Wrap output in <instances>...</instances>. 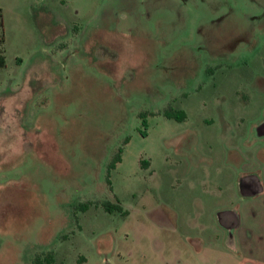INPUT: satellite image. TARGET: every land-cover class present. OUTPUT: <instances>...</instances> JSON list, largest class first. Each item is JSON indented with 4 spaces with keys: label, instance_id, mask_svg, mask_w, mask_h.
<instances>
[{
    "label": "rangeland",
    "instance_id": "374dc122",
    "mask_svg": "<svg viewBox=\"0 0 264 264\" xmlns=\"http://www.w3.org/2000/svg\"><path fill=\"white\" fill-rule=\"evenodd\" d=\"M0 7V264H264V0Z\"/></svg>",
    "mask_w": 264,
    "mask_h": 264
},
{
    "label": "crops",
    "instance_id": "0c3cea01",
    "mask_svg": "<svg viewBox=\"0 0 264 264\" xmlns=\"http://www.w3.org/2000/svg\"><path fill=\"white\" fill-rule=\"evenodd\" d=\"M256 129L258 132L257 133L258 137H263L264 136V121H261L259 124H257ZM247 141L248 139L246 140V143ZM244 174L245 175L242 174L243 178L241 180H238L237 187H238L239 193H243L246 203H248V195H251V196L255 195L256 193H258L260 190L263 189V186H262V181L260 180L257 174L248 176V170L244 172ZM237 208L239 207L234 202L230 208L222 209V211L219 213L218 221H219V224L223 228L229 231L232 230V231L240 232L241 230L240 226L242 225V221L238 213L235 211ZM156 220L160 222V224L163 227H165L167 231H170V232L171 231L175 232L177 230V227L179 226L178 224L176 225L173 222H171L172 219L167 217V215H163V217L156 215ZM242 232L248 233V228L242 229ZM245 237H246L245 242L248 245L247 235ZM214 241H217V240H214Z\"/></svg>",
    "mask_w": 264,
    "mask_h": 264
},
{
    "label": "trees",
    "instance_id": "16d2710c",
    "mask_svg": "<svg viewBox=\"0 0 264 264\" xmlns=\"http://www.w3.org/2000/svg\"><path fill=\"white\" fill-rule=\"evenodd\" d=\"M0 17H2V8L0 7ZM3 25L1 24L0 26V67L5 66L6 65V49H5V37L3 34V29H2ZM166 114L170 117H173L174 114L171 111H167ZM176 118L178 119H184L186 118L185 113H181L179 115H175ZM122 160L121 157V148L119 150V153L115 156L114 160L111 163V166L115 167L117 162H120ZM103 207L105 208L106 211L113 213L116 211H123V208L120 204H115L112 203L110 201L105 200L102 203ZM88 209V203H85L84 205H82V210H87ZM47 264H53L54 263V258L53 256L49 255V257L46 259ZM37 264H44V262L41 259H38V261L36 262Z\"/></svg>",
    "mask_w": 264,
    "mask_h": 264
}]
</instances>
